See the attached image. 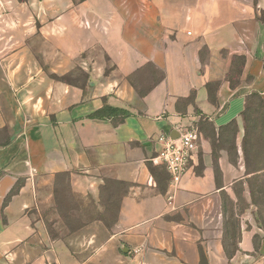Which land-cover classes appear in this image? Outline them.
Wrapping results in <instances>:
<instances>
[{
	"label": "crops",
	"instance_id": "obj_1",
	"mask_svg": "<svg viewBox=\"0 0 264 264\" xmlns=\"http://www.w3.org/2000/svg\"><path fill=\"white\" fill-rule=\"evenodd\" d=\"M255 101L264 0H0V264H264Z\"/></svg>",
	"mask_w": 264,
	"mask_h": 264
},
{
	"label": "built area",
	"instance_id": "obj_2",
	"mask_svg": "<svg viewBox=\"0 0 264 264\" xmlns=\"http://www.w3.org/2000/svg\"><path fill=\"white\" fill-rule=\"evenodd\" d=\"M154 141L158 145L155 160L166 171L171 186L176 188L187 172L189 161L197 151L200 133L193 124H178L174 127V134H156Z\"/></svg>",
	"mask_w": 264,
	"mask_h": 264
},
{
	"label": "rangeland",
	"instance_id": "obj_3",
	"mask_svg": "<svg viewBox=\"0 0 264 264\" xmlns=\"http://www.w3.org/2000/svg\"><path fill=\"white\" fill-rule=\"evenodd\" d=\"M246 122L252 128H260L259 132H249V135H256L253 142H249L247 157L249 159H264V103L255 101L245 114ZM258 194L253 197L258 207V215L264 222V182L257 184Z\"/></svg>",
	"mask_w": 264,
	"mask_h": 264
},
{
	"label": "trees",
	"instance_id": "obj_4",
	"mask_svg": "<svg viewBox=\"0 0 264 264\" xmlns=\"http://www.w3.org/2000/svg\"><path fill=\"white\" fill-rule=\"evenodd\" d=\"M127 116H128V114L121 109L112 108V107H103L101 110H99L98 112H96L93 115V118H99V119L118 118L116 121V122H118V121H122ZM168 178H169V176H168Z\"/></svg>",
	"mask_w": 264,
	"mask_h": 264
}]
</instances>
